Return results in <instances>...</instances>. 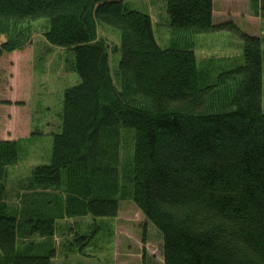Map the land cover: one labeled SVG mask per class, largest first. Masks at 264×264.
<instances>
[{
  "label": "trees",
  "instance_id": "1",
  "mask_svg": "<svg viewBox=\"0 0 264 264\" xmlns=\"http://www.w3.org/2000/svg\"><path fill=\"white\" fill-rule=\"evenodd\" d=\"M165 10L162 48L149 14L124 0H0V58L23 48L29 25L43 21L45 42L73 53L79 81L64 92L51 162L32 169L27 187L56 193L60 218L116 217L120 140L130 132L123 174L162 237L163 264H264L262 40L230 23L214 26L212 0H165ZM97 24L119 35L114 79ZM222 29L239 37L241 56L212 74L196 43ZM18 144L0 141V264H51L59 217L21 221L6 204Z\"/></svg>",
  "mask_w": 264,
  "mask_h": 264
},
{
  "label": "rangeland",
  "instance_id": "2",
  "mask_svg": "<svg viewBox=\"0 0 264 264\" xmlns=\"http://www.w3.org/2000/svg\"><path fill=\"white\" fill-rule=\"evenodd\" d=\"M249 1L248 5L243 0V6L251 16L257 14L260 20L258 30L256 23L252 26L261 35L264 50V0ZM124 5L130 10L151 14L158 44L162 48L168 47L169 18L165 0H124ZM29 28V42L23 48L0 58V119L4 120L0 123V139L11 138L6 132L9 129L8 123L13 118L6 122L7 113L11 112L18 127L25 128L24 133L19 134L15 130V134L11 135L17 138L14 142L19 143L18 161L7 169L5 181L6 204L21 221L28 215L35 216L37 212L41 216L45 212V215L50 214L55 218L60 215L55 210L61 202L53 198L56 193L28 188V179L33 168L50 164L52 134L58 131L64 92L79 82L70 70L74 62L73 53L45 42L43 32L46 26L43 21L33 22ZM224 33L225 31L211 33L195 50L196 54L198 50L201 53L196 58L204 63H201L202 69L207 67L206 70L209 69L212 74L226 65L221 61L224 57L219 54V45L233 42L235 46V39H239L231 32L230 35ZM96 36L106 46L110 74L114 79L121 57L118 32L104 24H97ZM4 42L5 37L0 36V45ZM234 51L237 49L234 48ZM228 58L229 56L225 57ZM15 68L17 73L11 74ZM11 84L15 87L9 90ZM262 107L264 111V83ZM15 122L12 121L14 125ZM120 142L116 217L57 218L52 239L55 257L51 264H163L162 237L133 204L127 183L128 175L123 174L131 165L132 134L122 132ZM57 196L64 197L61 193ZM38 207L43 208V211L38 210Z\"/></svg>",
  "mask_w": 264,
  "mask_h": 264
},
{
  "label": "crops",
  "instance_id": "3",
  "mask_svg": "<svg viewBox=\"0 0 264 264\" xmlns=\"http://www.w3.org/2000/svg\"><path fill=\"white\" fill-rule=\"evenodd\" d=\"M249 2H250L249 0H246V4L249 5ZM212 3H213L212 22H213L214 26H220L223 24H229L230 23L235 28H237L241 33L246 34L248 36L257 37V38H260L262 40L261 35L257 34L258 33L257 32L258 25L260 23V20L257 17V14H253L251 16L249 14L248 10H245V8L243 6V0H212ZM149 16L151 17V19L153 21L152 15L149 14ZM254 23H256V25H257V30L253 29L252 24H254ZM218 31H220V32L225 31V33H224L225 35H230L229 30H223L222 29V30H218ZM210 34L211 33L199 36L197 39L196 47L198 48L200 46V43L202 41H204V38L209 36ZM262 35H264V34H262ZM155 38H156V36H155ZM156 41H157V39H156ZM235 42H236L235 46H233V42H225L223 45H219V47H220L219 54H220V56L224 57V58H222L221 61L223 63H226V65H224V67H222L221 69L227 68L228 66L230 67L231 65H233L232 63L236 59L239 60V58L241 56V41H240V39H235ZM234 48L237 49L236 52L234 51ZM195 50H196V48H195ZM262 50H263V48H262ZM263 52H264V50H263ZM198 54H201L199 52V50H198L197 54L195 51V55L198 56ZM226 56H229V58H228L229 61H228V59H225ZM202 58H204V57H202ZM17 68H15L11 74H14V72L17 73ZM13 87H15V86H12V84H11V87H9V90H12ZM6 108L11 110L10 106H7ZM0 112H1V109H0ZM5 117H6L5 118L6 122L9 120V118L14 119L13 115H11V112L7 113V115ZM13 119H12V121L15 122V120H13ZM3 121L4 120L1 118L0 123H2ZM12 121H10V123H8L9 129L6 132V134L9 135L11 138L0 139V141H13V142L17 141V138H15V136H13V137L11 136V135L15 134V130L19 131V134L25 132L24 126L18 127L17 123L15 122V125H14L12 123ZM26 133L28 134V131ZM42 209L43 208L38 207V210L43 211Z\"/></svg>",
  "mask_w": 264,
  "mask_h": 264
}]
</instances>
